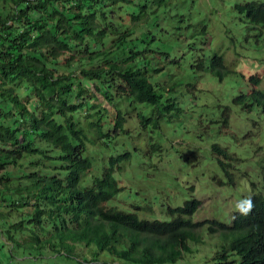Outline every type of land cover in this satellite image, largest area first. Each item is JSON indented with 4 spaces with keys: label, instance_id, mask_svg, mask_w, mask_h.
Segmentation results:
<instances>
[{
    "label": "trees",
    "instance_id": "trees-1",
    "mask_svg": "<svg viewBox=\"0 0 264 264\" xmlns=\"http://www.w3.org/2000/svg\"><path fill=\"white\" fill-rule=\"evenodd\" d=\"M175 1L0 0V264H27L28 257L34 264H97L103 253L122 264L177 263L192 252L189 240L203 242L206 226L219 238L214 264H264V161L248 181L252 192L243 194L250 211L236 209L230 223L194 221L202 204L194 197L167 205L169 219L141 217L136 204L126 210L116 202L134 157L119 148L131 108L152 106L151 116L138 113L140 125L159 129L183 111L184 73L229 74L222 52L210 48L208 20L182 25ZM232 8L263 35L264 0ZM248 81L233 103L262 114V75ZM98 94L118 113L105 109L86 129L81 118L97 108L91 101ZM230 112L223 107L218 122L229 125ZM98 141L102 147H88ZM149 145L161 146L153 137ZM211 154L225 182L239 186L229 168L240 159L218 143ZM78 246L95 252L79 255Z\"/></svg>",
    "mask_w": 264,
    "mask_h": 264
},
{
    "label": "rangeland",
    "instance_id": "rangeland-1",
    "mask_svg": "<svg viewBox=\"0 0 264 264\" xmlns=\"http://www.w3.org/2000/svg\"><path fill=\"white\" fill-rule=\"evenodd\" d=\"M238 1L247 0L174 2L172 12L176 19L182 20V25L188 19L190 22H197L201 18L208 20L210 48L222 52L229 74L220 79L207 71L184 73L180 87L185 92L180 96L183 111L174 115L172 121L162 120L159 129L153 128L151 123L144 129L140 125L138 113L151 116L152 106L141 104L136 109L131 108L123 123L124 131L121 132L124 133V146L119 147L120 150L126 148L134 153L133 162L126 168L122 180L127 186L124 198L122 196L116 201L124 209L134 210L131 205L136 204L140 207L137 211L141 217L169 219L167 205H182L186 199L194 197L202 203L193 216L194 221L218 219L230 223L233 212L238 209L237 205L247 201L243 194L252 192L248 181L257 174L259 165L264 161V113L248 111L234 104L233 98L250 87L248 78L255 73L262 75L258 87L264 90V30L261 36L258 30L245 27L240 20L241 15L232 8ZM185 37H188L187 42L193 41L191 35ZM192 52L190 50L188 53ZM210 52L207 48L206 53ZM171 66L175 70L178 68L177 63ZM180 66L187 70L184 62ZM98 97L99 100L91 101L97 108L92 114L81 118L86 129L99 113H105V109L108 110L106 113L114 116L118 113L117 108L105 101L102 95L98 94ZM141 106L147 107L140 109ZM225 106L231 107L229 125L218 122ZM152 137L153 142L161 145L153 146L156 151H152L149 145ZM213 143L226 146L231 155L240 159V162L233 159L229 168L239 186L232 187L225 182L228 181L227 176L212 158ZM95 144L89 142L88 147H102V142ZM151 205L152 213L148 210ZM202 229L196 231L201 233ZM202 237L203 242L200 244L189 240L192 252L185 253L183 259L165 264H214L219 238L211 235L207 226ZM77 252L90 256L95 249L78 246ZM0 259L5 260L4 253H0ZM26 260L27 264H34L31 258ZM97 264L122 263L103 253L99 255Z\"/></svg>",
    "mask_w": 264,
    "mask_h": 264
},
{
    "label": "clouds",
    "instance_id": "clouds-1",
    "mask_svg": "<svg viewBox=\"0 0 264 264\" xmlns=\"http://www.w3.org/2000/svg\"><path fill=\"white\" fill-rule=\"evenodd\" d=\"M251 201H244L237 205V208L241 211L243 214H247L248 211L251 209Z\"/></svg>",
    "mask_w": 264,
    "mask_h": 264
}]
</instances>
